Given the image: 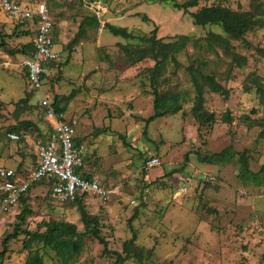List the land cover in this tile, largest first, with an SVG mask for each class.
<instances>
[{"label": "rangeland", "instance_id": "obj_1", "mask_svg": "<svg viewBox=\"0 0 264 264\" xmlns=\"http://www.w3.org/2000/svg\"><path fill=\"white\" fill-rule=\"evenodd\" d=\"M18 1L45 3L56 26L60 66L58 73H49L54 75L46 80V91L75 122L76 139L84 146V171L110 193L105 200L90 194L81 200L96 218L90 226L99 228L110 251L121 252L135 233L140 251L121 264H264V172L259 171L264 164V99L258 93L264 90V25L234 39L219 26L194 25L191 17L205 5L263 16L264 0L200 1L186 12L173 8L171 0ZM93 16L97 25L86 23L79 34L80 23ZM107 23L132 30L133 43L156 27V36L166 42L185 34L199 38L200 46L188 41L175 60L154 74L150 53L127 62L126 40L112 35ZM24 30L0 8V166L19 169L34 164V145L48 130L41 94L30 91L24 55L17 52L33 39ZM210 32L226 41L208 49L204 38ZM193 74L199 81L200 75L212 76L227 90V95L219 94L203 83V108L213 113L211 121H199L191 111ZM155 88L179 93L181 109L146 124L154 113ZM22 120L33 121L38 129L20 130L21 139L10 140L6 133ZM151 156L160 165L148 167ZM26 202L32 210L22 223L27 230L42 231V222L51 220L86 230L78 204L58 200L43 184L28 192ZM21 209L17 205L0 224V250ZM24 239L19 234L8 242L3 264H25L30 251L38 252L43 264H112L115 259L88 232L71 261L50 249L38 250L41 243L27 248Z\"/></svg>", "mask_w": 264, "mask_h": 264}, {"label": "trees", "instance_id": "obj_2", "mask_svg": "<svg viewBox=\"0 0 264 264\" xmlns=\"http://www.w3.org/2000/svg\"><path fill=\"white\" fill-rule=\"evenodd\" d=\"M152 1L159 2V1H168V0H152ZM200 1L207 2L209 0H186L182 3H179L176 0H171L170 4L173 8L179 10L181 9L186 12L190 7L198 6ZM191 17L194 25L219 26L222 32L227 37H231L234 39L243 38L244 34L252 26L264 25V14L263 16H260L255 13H250L248 11L234 10L221 5L202 6L196 11L192 12ZM11 19L14 22H16L17 27L26 29L24 30L25 35H31L32 33L34 34V31L30 30V28L27 27L26 21H21L22 19H18V20L13 18ZM144 19L147 20V17L144 16ZM86 23H88L91 26H96L98 20L95 18V16H93V17H88L85 22H81L79 26V34L84 32V24ZM105 28H107L112 35L122 37L126 40V43L124 45V51L127 62L129 63L139 62L147 55V53L148 54L150 53L151 57L155 61V64L152 68V72L154 74H158L160 70L166 66L168 61L175 60L176 53L182 50L188 41H193L194 45L200 46L199 38H194L192 40L191 36L185 34L178 35L175 40L166 42L162 38H158L156 36V27H154L151 30L150 36H145L141 34L134 43L133 41L131 42V39L133 40L134 37H136V35L129 28L125 26L110 24V23L105 24ZM209 35H210L209 37L204 38L208 49H211L213 47V42L219 40L226 41L224 36H222L219 33L210 32ZM77 40H78V34L73 38L74 42H76ZM144 43L149 44L148 48L144 46ZM33 51H34V44H33V40L31 39L30 42L24 44L21 47V49L17 52L22 53L25 58L26 56L32 54ZM48 66L50 68L49 71L54 72V74H56L58 73L60 62L58 60L55 61L53 60L48 63ZM23 70H24L25 79L27 81L26 71L24 68ZM53 75L46 74L45 75L46 80L48 81L49 79L50 82ZM200 76L202 79L199 81L198 77L195 74L192 75L195 96L193 100V105L191 107V111L199 121L202 122L211 121L214 117L213 113L208 112L203 108V102H204L203 83H206L211 91L219 94L227 95V90L223 86H221L220 83L215 81V79L212 76L209 75H200ZM258 93H260L261 97L264 99V90L259 89ZM153 94H154V100H153L154 113L145 119L146 124L156 119L157 117H161L168 113H174L181 109L179 103V99L181 96L179 95V93H174V94L161 93L155 88L153 90ZM51 105L54 107L56 112L64 111V108L59 106V101L56 98V96H54ZM41 107L44 109L45 112V108L43 106ZM47 125H48V130L46 132V136L45 138L39 140V142L44 143L52 131V125L48 120H47ZM31 127H33L36 130L38 129L37 125L33 121L22 120L19 122L18 125H14L12 127L14 131H8V132H15L19 135L18 131L27 130ZM260 135L264 136V130L260 133ZM20 139L21 136L19 135V140ZM74 140L75 143L79 144V140L76 139V137ZM238 158L243 168L248 169L246 167V158L244 157V155L239 154ZM15 171L17 173L26 172V170L19 168H15ZM259 171L264 172V164L260 166ZM81 175L85 177L93 176L92 174L87 172L85 173L81 172ZM53 181L54 180L47 181L46 179H43L41 182H36L35 184H32L29 187V189L19 197L18 205L21 204L22 209L17 214L18 221L14 224L13 232L9 233L2 240V249L0 250V264H3L2 259L4 258L5 254L8 251V242L13 238H17L19 234H24L25 236L23 242L25 247L31 248L32 242H36L37 244L41 243V245L37 247L38 250L50 249L54 252V254L58 258H60L63 261L66 260L71 261L75 258L76 253L81 249L82 236L85 235V233L87 232L90 233L92 236H94L103 245V253L108 252L110 254L115 255V259L112 262V264H121L133 256V251H135L138 248L134 243L135 240L134 231L132 233L131 238L123 242L121 252H118V251H110L107 248L106 240L100 235V230L98 227H96L95 224L92 227L90 226L92 223L96 221V218L90 217L89 214L86 212L84 206L82 205L81 200L87 195L86 192L77 194L75 196V199L72 200L73 202H76L78 204L77 207L80 212V217L86 228L84 232L77 231L75 224L63 220H57V221L51 220L48 222H42L41 226L44 227V230L42 231H40L39 229L36 231H30L27 230L26 228H23L22 223L25 221L26 215L32 212L31 208L28 206V203L26 202V195L33 187L38 186L40 184L45 185L47 187V191L51 194L50 186ZM25 264H43V261L42 258L38 255V252L33 253L30 251Z\"/></svg>", "mask_w": 264, "mask_h": 264}, {"label": "built area", "instance_id": "obj_3", "mask_svg": "<svg viewBox=\"0 0 264 264\" xmlns=\"http://www.w3.org/2000/svg\"><path fill=\"white\" fill-rule=\"evenodd\" d=\"M0 6L10 18L26 21L34 31V51L22 61L26 71L29 89L41 94L40 104L45 108L46 119L52 125L47 140L35 145L36 164L24 173L0 166V224L16 208L19 197L32 184L43 179L54 180L50 186L51 195L60 201H72L77 194L87 193L105 200L109 192L95 176L85 177V153L82 144L75 143V122L67 119L64 112H56L51 105L52 97L46 91V74L51 71L48 63L59 59L54 49L56 26L45 3L36 5L17 0H0ZM10 140L18 141L19 135L7 132ZM146 165H160L158 157L151 156Z\"/></svg>", "mask_w": 264, "mask_h": 264}, {"label": "crops", "instance_id": "obj_4", "mask_svg": "<svg viewBox=\"0 0 264 264\" xmlns=\"http://www.w3.org/2000/svg\"><path fill=\"white\" fill-rule=\"evenodd\" d=\"M29 142H32V141H30V140H28ZM35 146V145H34ZM34 159H35V162H34V164L33 165H31L30 167H27V168H23V170H28L29 168H31V167H33L35 164H36V157H35V148H34ZM9 168H13V169H15V168H17V167H9Z\"/></svg>", "mask_w": 264, "mask_h": 264}]
</instances>
